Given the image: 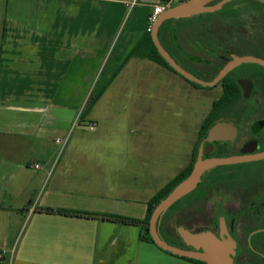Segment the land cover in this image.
I'll list each match as a JSON object with an SVG mask.
<instances>
[{
    "label": "crops",
    "instance_id": "1",
    "mask_svg": "<svg viewBox=\"0 0 264 264\" xmlns=\"http://www.w3.org/2000/svg\"><path fill=\"white\" fill-rule=\"evenodd\" d=\"M174 1L10 0L0 38V264H199L141 239L140 224L38 209L141 219L193 162L220 87L148 57L126 61L154 4ZM175 91L186 109L169 107ZM91 121L93 130L82 124Z\"/></svg>",
    "mask_w": 264,
    "mask_h": 264
},
{
    "label": "flooded vegetation",
    "instance_id": "2",
    "mask_svg": "<svg viewBox=\"0 0 264 264\" xmlns=\"http://www.w3.org/2000/svg\"><path fill=\"white\" fill-rule=\"evenodd\" d=\"M160 37L178 64L205 80L239 57L251 59L234 64L213 86L220 87L217 100L223 102L199 134L197 158L202 145V158L237 160L206 169L194 189L169 206L160 218L161 237L194 250L178 226L209 231L229 243L231 264H264V0H228L174 20ZM217 123L226 129L211 141Z\"/></svg>",
    "mask_w": 264,
    "mask_h": 264
},
{
    "label": "water",
    "instance_id": "3",
    "mask_svg": "<svg viewBox=\"0 0 264 264\" xmlns=\"http://www.w3.org/2000/svg\"><path fill=\"white\" fill-rule=\"evenodd\" d=\"M210 0H183L178 4H173L167 7L152 23L151 37L154 41L159 54L172 66L174 70L181 76L192 80V82L201 84L206 87H213L218 84L219 79L231 69L234 64L243 61L251 60L249 57H239L232 63H229L213 80H205L193 75L191 72L185 70L178 64L174 57L166 50L165 46L159 38V30L161 25L171 18H181L190 14H196L207 11L211 8L217 9L221 7L228 0H221L214 7L207 6ZM221 123H217L210 128L208 139L213 141L218 137V134L226 129ZM202 145L200 146L199 155L197 160L193 163L191 172L188 176L180 181L171 192L156 205L149 218V231L153 242L160 248L169 250V252L178 255L186 256L187 258H194L203 260L206 264H231L230 259V245L224 239H219L216 235L209 231L191 232L184 226H178V232L183 240L195 249H187L180 246L170 244L166 239L161 237L159 231L160 218L163 213L171 206L176 200L194 189L197 182L200 180L202 173L215 165L229 164L237 160L236 157H214L202 158ZM202 248V250H199Z\"/></svg>",
    "mask_w": 264,
    "mask_h": 264
},
{
    "label": "trees",
    "instance_id": "4",
    "mask_svg": "<svg viewBox=\"0 0 264 264\" xmlns=\"http://www.w3.org/2000/svg\"><path fill=\"white\" fill-rule=\"evenodd\" d=\"M168 21V20H167ZM167 21H165L161 27L159 32L165 27ZM132 56H137V57H148L151 59H154L156 62L168 67L169 69L173 70L175 73H177L174 70V67H172L157 51V47L154 43V41L152 40L151 37V32L147 30L146 36L138 43L134 46V48H132L126 58L129 59ZM192 82V81H191ZM192 84L197 85V86H202L200 84H197L195 82H192ZM105 89V85L101 88V90L99 92H97L96 94L91 93L87 99V102L85 103L84 109H83V114H86L90 111V109L92 108L93 104H95V102L97 101V99H99V97L101 96V94L103 93V90ZM222 100H217L214 102V106L212 107L211 112L208 114L207 118L205 119L203 125L201 126V132L200 135H202L206 129V126L209 125V120H213L214 116L216 114V111L218 109V107H220V105L222 104ZM197 154H198V145L195 147L194 150V158H193V162L185 169L183 170L179 175H177L173 180H170L169 182H167L166 185H164L159 192H157V194H155V196L152 199H149L147 202V211H146V216L141 218V219H137V218H132L129 216H124V215H116L114 213H102V214H95V212H88V211H76V210H71V209H58V208H53V207H38L39 211H45V212H58V213H62V214H74L76 216H100L101 218L104 219H109V220H113L116 222H122V223H132V224H140L142 231H141V239H145L150 241L151 243H154L151 235H150V231H149V218L152 216V212L154 210V208L156 207V205L161 201V199H164L169 192H171L173 190V188L183 179H185L188 174L191 172L193 163L196 161L197 159ZM173 207H169V209H171ZM155 244V243H154ZM165 250V249H164ZM169 252V250H166ZM171 253V252H169ZM173 254V253H171ZM175 255V254H174ZM178 256V255H176ZM182 258H186L189 261H193L199 264H206L205 261L203 260H199V259H194V258H187L186 256H179Z\"/></svg>",
    "mask_w": 264,
    "mask_h": 264
},
{
    "label": "rangeland",
    "instance_id": "5",
    "mask_svg": "<svg viewBox=\"0 0 264 264\" xmlns=\"http://www.w3.org/2000/svg\"><path fill=\"white\" fill-rule=\"evenodd\" d=\"M178 3H180V0H175L173 2V4H178ZM9 4L11 6L10 0H0V38L4 34V26H6V21L8 20L7 21L8 24L10 21L11 15H9V10H8V8H10ZM198 17H199V15L194 16V18H198ZM172 20H174V19H172ZM10 24H11V22H10ZM54 80H55V78H51V84L54 82ZM50 89H52V87H50ZM48 96L50 99H52L53 93H51V91H50ZM161 100L159 102L160 107H162V105H164L163 100L162 101ZM167 102H168L169 107H173V109H176V110H179L182 107H183V109H186L187 106H189V103L187 102V99L185 98V96L181 95L180 93L178 94L176 91L174 92V95L170 96V98L167 100ZM172 245H174V244H172Z\"/></svg>",
    "mask_w": 264,
    "mask_h": 264
},
{
    "label": "built area",
    "instance_id": "6",
    "mask_svg": "<svg viewBox=\"0 0 264 264\" xmlns=\"http://www.w3.org/2000/svg\"><path fill=\"white\" fill-rule=\"evenodd\" d=\"M135 1L131 2V5L134 4ZM167 7H169V5L167 4H163V3H155L154 7H153V11H151L150 15H149V21H150V26L148 28V31H150L152 29V23L154 22V20L159 16V14L161 12H163ZM82 123V122H81ZM84 126H86L87 128H89L90 130H93L96 128V124L94 122H84L82 123ZM60 144L64 145L63 141H60L59 139L57 140ZM36 167H39V163H35ZM5 251H0V256L4 253Z\"/></svg>",
    "mask_w": 264,
    "mask_h": 264
}]
</instances>
